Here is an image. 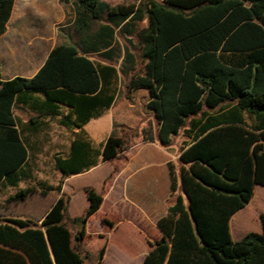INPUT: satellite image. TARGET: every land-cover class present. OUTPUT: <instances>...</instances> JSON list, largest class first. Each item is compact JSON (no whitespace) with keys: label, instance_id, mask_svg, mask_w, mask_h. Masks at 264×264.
Wrapping results in <instances>:
<instances>
[{"label":"trees","instance_id":"1","mask_svg":"<svg viewBox=\"0 0 264 264\" xmlns=\"http://www.w3.org/2000/svg\"><path fill=\"white\" fill-rule=\"evenodd\" d=\"M70 1L77 46L56 44L31 77L0 79V187L15 189L0 200V264H83L89 254L86 225L103 194L83 187L87 207L72 216L63 180L122 156L128 130L137 136L116 121L99 148L83 136V124L118 96L111 88L115 66L91 54L121 58L127 93L146 98L152 120L140 130L141 140L168 145L172 136L184 137L178 168L168 163L172 201L157 221L161 236L148 240L143 264H264V213L261 231L239 240L229 226L255 186H264V0ZM14 4L0 0V36ZM116 31L136 36L141 71L132 73V51L117 50ZM16 110L26 115L23 128ZM46 119L74 136L68 150L53 157L61 178L56 185L19 186L31 178L23 133H38ZM104 250L105 244L96 264Z\"/></svg>","mask_w":264,"mask_h":264},{"label":"crops","instance_id":"2","mask_svg":"<svg viewBox=\"0 0 264 264\" xmlns=\"http://www.w3.org/2000/svg\"><path fill=\"white\" fill-rule=\"evenodd\" d=\"M71 8L60 0H15L6 31L0 36L1 80L16 76L21 68L23 72L28 73V77L33 76L38 71L50 50L56 44L62 43L56 31V25L69 19L73 20L74 8L72 4ZM32 14L35 16L34 18H32ZM44 19L46 21H43ZM115 93L118 95L119 87ZM133 94V99L132 96L129 98L126 94L117 96L108 109L103 110L101 114L90 118L83 124L81 127L83 136L91 140L94 147L98 146L96 148H99L100 143L107 138L113 121L129 127L139 125L142 113L135 115L131 112V108L137 103L138 98L136 99V97L139 96ZM107 111L111 112V122L108 128L104 129L103 115ZM148 119L152 120L150 114ZM25 120L19 122L20 128V124L24 126ZM53 122L65 130L57 121L47 119L42 128ZM146 122L140 126V130L146 125ZM79 130L74 129L75 132ZM66 134L67 145L63 152L68 150L70 140L74 138V136L69 138V134L67 132ZM175 137H171L169 145H163L159 139L143 141L139 134V137L130 143L129 148L119 158L111 161L100 160L90 169L64 178L62 191L70 195L69 205L73 202V196L85 186H91L103 194V202L96 214L102 215V219H106L107 222H105V228L97 230L96 234L97 237L104 239V255L113 249L112 237L123 226L128 230V235L125 236L124 241L131 243L138 250L137 257H140L142 264L150 249L148 240L160 238L161 232L157 226V221L166 213L168 205L172 201L168 163H173L176 168L179 166L178 154L180 149L175 152L173 148V144L177 140ZM114 167L117 168V171L111 179H108ZM28 170L30 171L28 175L32 176L30 165ZM56 172L61 176L57 170ZM91 173H94L95 177L86 178L83 182L76 181L77 178ZM106 180H110V182L104 187ZM257 187H262V185L255 186L250 202L230 218L229 226L233 240H239L249 232V230L241 232L240 215L254 201ZM121 208L123 209L122 213H120ZM260 213H264V211L259 210L257 215L259 216ZM233 221L237 227L235 232L232 228ZM110 222H113L114 225ZM93 234L94 232H90L86 228L85 241ZM238 234L241 235L240 238L235 239L234 235ZM118 247L117 250L122 252L127 250L124 245Z\"/></svg>","mask_w":264,"mask_h":264},{"label":"rangeland","instance_id":"3","mask_svg":"<svg viewBox=\"0 0 264 264\" xmlns=\"http://www.w3.org/2000/svg\"><path fill=\"white\" fill-rule=\"evenodd\" d=\"M104 1H106L110 5L131 3V0H104ZM61 2L67 4L71 8L70 0H68L67 2L64 1ZM71 15H73V13H71ZM34 17L35 16H33L32 14V18ZM43 21L46 20L44 19ZM71 21L72 19H69L56 25L57 26L56 31L62 43L68 42L70 44L77 46L80 37L77 33L74 32V28L71 27ZM146 22L147 20L145 18L144 20L140 21L139 26L140 27L145 26ZM114 38H115L116 48L119 52H123L122 48L126 47L130 51H132L136 56V65L132 73H137L141 71V69L143 68V63L141 61V56H140L141 47L138 43L136 36L134 35L130 36L126 34L121 35L119 34L118 31H116ZM128 41H130V43ZM90 56L98 63H107L115 66L116 79L111 85V88H113L114 91L116 92L117 87H119L118 96H123L124 94L127 95L128 93L125 85L128 82V78H126L120 71L121 58H116L115 60L110 61L101 58L96 54H91ZM22 70H23L22 68L19 69V74H17L16 76L28 77V73H25ZM134 93L137 96V93L136 92ZM142 94L145 93H140V95ZM133 95H134L133 93L128 94V97L130 98L132 96L133 99L134 97ZM136 99H137V103L134 107L131 108V112H133L135 115L142 113V117L140 118L141 121L139 125L138 126L135 125V127H133V131L137 132L136 137H131L129 130L126 132L129 138V144L139 137L140 126L146 122L149 116V114L145 111V107H144L146 98L144 96L141 97L139 96L136 97ZM15 113L17 116L20 117L21 120H24L26 118V115L22 112H19L18 110H16ZM110 115H111L110 111H107L103 115V121H105L104 129H107L109 123L111 122ZM20 125L21 128L24 127L22 124ZM111 130H112V125H111ZM23 137L27 141V145L30 152L29 165L32 169V176L29 181L21 182L19 186H24L26 184L29 183L31 184L34 182H43L46 185H56L61 177L57 174L56 170L53 167V157L54 155L65 151L67 145L66 131L53 122L50 123L48 126L43 127L42 130H40L38 133L29 134L28 132H24ZM175 139L177 140L176 143L173 144V148L174 151L176 152L177 150L180 149L184 137L181 135V133H179L178 135H176ZM93 177H95V174L91 173L87 176L77 178L76 181L83 182L86 180V178H93ZM109 182L110 180H106L104 187H106ZM14 191L15 189L12 187L1 186L0 200L4 199L9 194H12ZM86 206H87V200L85 198L83 190H80L73 196V202L71 205H69L68 212L70 213V215H80L82 214ZM122 210L123 209L121 208L120 213H122L121 212ZM259 210L264 211V186L257 187L256 197L254 198V201L240 215L239 223H240L241 232H246L248 230L249 231L261 230L260 219L259 216L257 215V212ZM86 228L90 232H94V234L87 241H85L84 245L85 248L89 250V254L84 256L83 264H96L99 250L104 243V239L101 237H97L96 234L97 230H102L105 228V223H103L102 221V215L94 214L93 216H91L87 222ZM232 228L234 232L237 229L234 221L232 224ZM126 235H128V230L124 226L120 228L118 232L114 233L112 237L113 249L104 255L102 264H142L140 257H137L139 254L138 250H136L134 245H132L131 243L124 241ZM240 236H241L240 234L234 235L235 239H239ZM121 245H124L127 248L126 252L117 250L119 248L118 246Z\"/></svg>","mask_w":264,"mask_h":264}]
</instances>
